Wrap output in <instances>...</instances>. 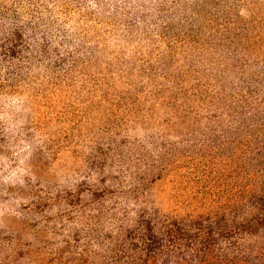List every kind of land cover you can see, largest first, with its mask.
Returning <instances> with one entry per match:
<instances>
[{"label": "trees", "instance_id": "obj_1", "mask_svg": "<svg viewBox=\"0 0 264 264\" xmlns=\"http://www.w3.org/2000/svg\"><path fill=\"white\" fill-rule=\"evenodd\" d=\"M12 94L94 120L115 174L89 200L28 185L32 240L0 236V264H264V0H0Z\"/></svg>", "mask_w": 264, "mask_h": 264}, {"label": "rangeland", "instance_id": "obj_2", "mask_svg": "<svg viewBox=\"0 0 264 264\" xmlns=\"http://www.w3.org/2000/svg\"><path fill=\"white\" fill-rule=\"evenodd\" d=\"M31 106L23 96L0 95V236L18 235L23 240H32V226L38 218L28 210L31 200H35L27 195L28 185H37L40 195L48 194L53 198L57 191L66 189L82 194L85 186L113 188L111 176L115 174L107 169L99 172L88 160L97 146H109L93 141L111 136L99 132L94 120H89L92 124L83 128L67 127L62 131L60 128L65 124L46 121L47 117H39ZM89 116L96 118L99 114L93 111ZM144 134L136 128L130 136L140 141ZM114 139L120 140L119 137ZM151 190L150 194L161 196L167 191V185L164 180L157 181ZM86 194L82 195L89 200Z\"/></svg>", "mask_w": 264, "mask_h": 264}]
</instances>
